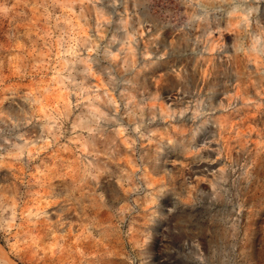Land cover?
I'll use <instances>...</instances> for the list:
<instances>
[{
    "label": "rangeland",
    "instance_id": "374dc122",
    "mask_svg": "<svg viewBox=\"0 0 264 264\" xmlns=\"http://www.w3.org/2000/svg\"><path fill=\"white\" fill-rule=\"evenodd\" d=\"M0 264H264V0H0Z\"/></svg>",
    "mask_w": 264,
    "mask_h": 264
}]
</instances>
